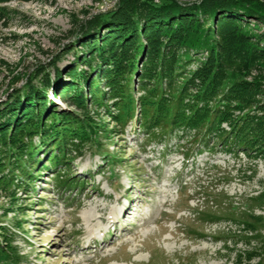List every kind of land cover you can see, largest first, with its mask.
Listing matches in <instances>:
<instances>
[{
	"label": "rangeland",
	"instance_id": "1",
	"mask_svg": "<svg viewBox=\"0 0 264 264\" xmlns=\"http://www.w3.org/2000/svg\"><path fill=\"white\" fill-rule=\"evenodd\" d=\"M123 1L0 0V115L12 124L27 115L28 107L30 113L41 115L45 107L35 110L43 102L52 104L57 114L77 124L93 123L91 127L100 131L89 135L96 139L93 146L68 155L73 156L70 162L58 158L61 138L57 142L53 137L31 158V184L25 191L15 184L0 187V234L6 235L0 236V246L7 249L0 264H264V220L256 221L264 217V206L253 200L264 186V154L254 155L257 147L249 156L241 150L226 152L211 138L206 145H193V130L180 138L174 132L163 142L150 141L139 124L143 80L129 85L135 101L131 113L137 119L125 124L113 116V106L104 107L113 100L103 95L105 105L95 102L97 88L82 103L62 93L87 72L94 51L95 57L108 60L119 53L131 59L146 49L148 55L160 53L165 60L183 62L177 87L189 81L188 70L214 64L211 71L221 70V78L216 74L223 88H243L246 99L235 102L236 107L261 134L264 25L246 15L232 26H222L218 13L213 23L197 17L182 35L190 36L187 42L194 47L183 50L174 46L181 40L168 43L166 34L174 32L163 29L160 17L169 13L155 19L144 8L140 15L129 12L111 20ZM135 1L151 9H186L202 3ZM167 46L174 51L165 56ZM192 81L199 85L200 79ZM53 124L55 128L61 123ZM53 160L71 167L69 188L58 185L56 174L64 166L58 168ZM130 202L135 214L113 225L111 214ZM251 224L255 231L248 227Z\"/></svg>",
	"mask_w": 264,
	"mask_h": 264
},
{
	"label": "trees",
	"instance_id": "2",
	"mask_svg": "<svg viewBox=\"0 0 264 264\" xmlns=\"http://www.w3.org/2000/svg\"><path fill=\"white\" fill-rule=\"evenodd\" d=\"M246 4H248L247 7H244ZM145 5L147 4L135 0H124L118 7V11L116 10L117 12L113 13L110 19L125 17L129 15V12L140 15L146 12L144 8L148 10L149 16L151 15L150 17L155 19L159 16L157 14L169 13L160 18L165 21V24L162 25L163 29L169 28L174 33L173 35L166 34L170 37H166L169 38V41L165 38V41H161L171 43L175 39L181 40L183 43L176 42L174 46L176 48L183 46V50H190V47H194L188 44L190 36L187 40L182 35L189 32L187 25L196 23L197 17H203V22L213 23L218 13L221 16L219 22L222 26H232L237 23L236 21L240 24L246 15L249 18H256L264 25V4H260L256 0H235L233 3L232 0H202L200 5H193L186 9L178 6L151 9ZM185 10L190 12V17L183 12ZM240 12L244 15L239 16ZM233 14L238 15L236 17L239 19H235ZM188 18L192 19L189 20ZM198 25L201 27L202 24ZM175 27L176 29H174ZM192 28L194 29V26L190 27V29ZM198 29H196L197 32ZM170 47L167 46L163 49L165 56L167 52H170ZM221 49L224 53L225 48ZM171 51H174V48ZM93 53L96 54L95 51ZM93 53V57L88 59L90 65L87 72L83 71L85 75L79 76V79L75 80V84L65 87L64 92H62L68 93L74 103L85 102L83 100L85 96L97 88L99 91L96 92L103 94L99 95L100 93L95 92V102L99 105H105L103 95L106 100H113L109 106L104 107L113 106L117 111V115L113 116L117 120H123L125 124L131 118L137 119L131 113L132 104H135V101L131 96L129 85L135 82L140 85L143 80L146 82L141 87L144 94L139 98V124L150 141L163 142L174 132H177L175 136L180 138V134H190L193 130V137L191 138L193 145L197 142L206 145L208 139L211 138L214 145L221 144L225 147L226 152L232 153L241 150L251 156L250 153H253L252 150L257 147L255 149L257 153L254 155L264 154V132L259 134L249 123L246 114L240 113L235 104L237 101L244 102L243 100L246 99L245 91L236 84L228 87V89L223 88L220 80L221 73H219L221 70L218 69L212 73L213 63L212 66L205 64L204 66H197L195 70H188L189 81L185 85L177 87L174 83H176L175 79L177 80L179 77L177 73L183 62L176 63V60H165L166 57L164 56L160 58V53L153 54V56L148 55L146 49H142L140 54L137 52L131 59L120 57L122 54L119 53L113 58L105 60L102 59V56L101 58L100 56L95 57ZM156 57L158 60L155 59ZM184 62V66H186V61ZM224 64L226 65L223 63L220 67L223 68ZM195 78L200 79L199 85L192 81ZM14 79H17V76ZM192 89L197 90L196 94L190 93ZM219 96L220 98H218ZM40 106L45 108L41 109V107L40 110ZM36 108L38 109L35 111L40 110L39 112L43 113L41 115L35 112L30 113L32 110L28 107V111L23 110L25 113L28 112L27 115L18 118L12 124L8 123V118L0 115V187L2 188L15 184L19 189L25 187V191L27 189L25 185L31 184L29 172L32 171L34 165L31 158L36 152L39 153L42 150V145H47L53 137L57 139V142L58 138H61L58 149H56L58 158L61 156L63 162H70L73 160V156L70 159L68 155H71L72 152L78 154L85 145L93 146L96 139L90 140L89 135L91 134L93 137L100 132L91 127L93 123L81 122V124H77L80 122H74L66 115L57 114L52 104L47 105L41 102ZM48 110H50V114ZM49 118L54 120L46 125L44 121ZM58 123L61 124L52 128V124ZM55 145L56 143L53 144V146ZM62 161L53 160L52 164L58 168L64 166L56 174L57 183L60 187L64 184L68 187L71 184L68 185L70 181L67 177L71 175L72 170L71 167H66ZM65 177L66 182L64 181ZM16 178H19L18 184L15 182ZM253 200L261 202V206H264V186L260 195ZM260 220L263 221L264 217L256 218V221ZM248 227L252 231L256 230L252 224ZM0 236L4 239L6 237L4 234H0ZM6 252L7 249L5 250L0 246V255H4Z\"/></svg>",
	"mask_w": 264,
	"mask_h": 264
},
{
	"label": "bare ground",
	"instance_id": "3",
	"mask_svg": "<svg viewBox=\"0 0 264 264\" xmlns=\"http://www.w3.org/2000/svg\"><path fill=\"white\" fill-rule=\"evenodd\" d=\"M127 203H128V201H127ZM126 203V204H127ZM132 203L133 202H130L129 203V205H126V207H124V206H120L119 208H118V210H119V212L118 213H115V214H111V216H110V218H114L115 219V222L113 223V222H111L113 225H115V223H117V225H118V222L120 221V220H124L125 218H127L128 216H133L135 213H134V210L132 209V207H131V205H132ZM123 210H126V212L125 211H123ZM125 212V213H124ZM129 213V214H128ZM119 220V221H118ZM117 221V222H116ZM91 245V244H90ZM88 249V248H87Z\"/></svg>",
	"mask_w": 264,
	"mask_h": 264
}]
</instances>
